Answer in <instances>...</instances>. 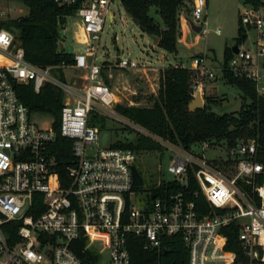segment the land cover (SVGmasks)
<instances>
[{
	"label": "built area",
	"instance_id": "1",
	"mask_svg": "<svg viewBox=\"0 0 264 264\" xmlns=\"http://www.w3.org/2000/svg\"><path fill=\"white\" fill-rule=\"evenodd\" d=\"M53 1L68 5L76 0ZM113 1L82 0L75 11L76 40L83 47L73 53L75 63L68 68L84 72L80 89L54 77L56 67H39L26 60L14 27L2 26L12 17L0 4V55L4 58L0 62V264H80L71 244L81 235L87 239L85 248L95 247L101 254L102 264H130L131 237L144 249H158L162 239L172 235L181 236L188 264H264V164L256 160L254 138L231 145L204 140L186 149L127 120L168 153L165 172L172 178L158 181L156 187L163 182L166 188L173 182L186 184L193 175L208 205L203 214L183 190H152L139 197L141 185L133 184L131 171L138 157L133 149L95 148L100 129L90 123L91 115L123 118L114 110L120 103L118 87L106 81L105 68L108 78H113L111 67L160 69L152 62L119 54L111 67L96 62L105 20L108 17L111 24L114 20ZM206 5L207 0H191L190 5L191 21L202 34L208 32L202 18ZM239 23L242 40L230 45L237 44L238 50L231 49L226 65L218 61L210 65L204 55L192 58L187 68L193 98L199 95L204 101L207 83L223 81L224 70L251 80L264 95V0H243ZM28 82L35 91L45 82L63 90L60 134L72 139L75 156L67 168L65 186L49 151L56 132L51 124L41 127L15 91L14 83ZM215 145L222 146L225 155L206 158L204 151ZM227 230L235 232L234 248H228Z\"/></svg>",
	"mask_w": 264,
	"mask_h": 264
},
{
	"label": "trees",
	"instance_id": "2",
	"mask_svg": "<svg viewBox=\"0 0 264 264\" xmlns=\"http://www.w3.org/2000/svg\"><path fill=\"white\" fill-rule=\"evenodd\" d=\"M28 13L12 18L2 26L12 25L15 36L24 49L25 58L30 63L47 67L54 66V72L65 82L63 68L74 65L73 53L60 45V31L68 17L75 14L82 0L68 5H58L53 0H21ZM256 3L257 0H246ZM125 14L138 22L144 33L157 37L156 46L169 52H176L179 34V13L184 0H119ZM154 8L161 19L157 22L150 14ZM242 28L236 43L242 40ZM215 55V53H214ZM232 55L230 46H225L220 64L226 65ZM216 58V56H214ZM217 59V58H216ZM106 61L104 62V64ZM191 70L187 67L169 64L160 72L159 88L150 106L130 107L116 103L114 110L129 122L143 128L156 137L189 149L191 145L207 140L221 145H231L236 140H256V160L264 164V95L259 94L254 82L224 70L223 81L235 86L242 98V107L237 113H217L210 106L216 99L207 97L202 108L188 110L193 99L188 89ZM107 81V80H106ZM20 101L30 113L49 116L51 127L56 132L50 146L53 168L63 186L67 185V168L75 161L72 152V139L60 134V110L63 105V90L51 82H45L39 91H35L32 82L14 83ZM90 123L105 128V116L92 114ZM110 146L131 148L137 153L143 151H163V147L150 137L137 132L133 140H117ZM138 169V168H137ZM139 171V170H138ZM140 173V172H139ZM186 191L200 214L208 210L207 202L199 192V186L193 175H189L186 184L163 182L153 189L154 192ZM197 192V194H194ZM40 209H36L39 213ZM228 236V248L235 247V232L225 231ZM87 239L81 235L71 244L80 259V264H102V256L95 247L85 248ZM130 264H188V250L180 235L165 236L158 249H144L135 237L128 239Z\"/></svg>",
	"mask_w": 264,
	"mask_h": 264
},
{
	"label": "rangeland",
	"instance_id": "3",
	"mask_svg": "<svg viewBox=\"0 0 264 264\" xmlns=\"http://www.w3.org/2000/svg\"><path fill=\"white\" fill-rule=\"evenodd\" d=\"M10 17L16 18L28 13V7L21 0H0ZM179 13V34L177 36L176 52H169L153 44L146 33L140 31L132 19L125 14L119 0H114L110 5V10L114 13L113 23L109 18L105 20L103 31L100 33V40L97 49V63L108 62L106 65L112 66L116 54L122 57L136 60L138 62H152L157 67H165L182 61L187 67L196 55H204L210 65H214L216 60H222L225 46H230L239 36V11L242 8L243 0H207V5L202 18L206 21L208 28L206 34L196 32L190 27L192 20L190 5L191 0H184ZM149 14L159 23L161 19L154 8H150ZM79 20L72 16L68 17L63 29L60 31L59 43L67 52L76 53L83 45L77 43L76 33L79 30ZM215 29H219L217 34ZM251 35V34H250ZM117 47V49H115ZM215 53V55H214ZM216 56V58H214ZM4 58L0 55V62ZM113 78H104L117 88L116 94L120 104L125 106L135 104L134 107L150 106L156 97L159 88V76L163 68L159 71L151 69L144 70H118L111 67ZM65 82L74 84L76 89L83 86L84 72L73 68H63ZM52 75L59 79V74L52 71ZM204 102L207 97L216 99V104H211L210 108L217 113L229 112L239 95L238 89L225 83L220 78L207 83L204 91ZM242 104V102H241ZM130 106V107H133ZM242 107V105H241ZM33 118L41 127L51 124L49 116L35 113ZM139 129L129 123L124 118L105 116V128L100 129L99 140L95 148L107 147L117 140H133L137 136ZM205 157L213 159L217 156H224L225 151L220 145L209 147L204 151ZM168 164V153L163 150L143 151L138 153L135 166L138 168L143 184L137 188L139 197L147 196L156 187L160 180H167L172 176L165 172ZM159 168L161 169L159 171Z\"/></svg>",
	"mask_w": 264,
	"mask_h": 264
},
{
	"label": "water",
	"instance_id": "4",
	"mask_svg": "<svg viewBox=\"0 0 264 264\" xmlns=\"http://www.w3.org/2000/svg\"><path fill=\"white\" fill-rule=\"evenodd\" d=\"M132 21L134 22L135 25L138 26V22L136 20L132 19ZM189 24H190V27L192 28V30H194L196 32L200 31V26L195 25L191 20L189 21ZM139 29L141 32L144 33V30L142 28L139 27ZM148 37H150V39L152 40L154 45L157 44V37L156 36L148 35ZM115 49H117V47H115ZM231 49L233 52H237V50H238L237 44L232 45ZM118 60H119V57H118V54H116V61H118ZM241 102H242V98H238L237 101L234 103V105H232V107L229 109V112L237 113L241 109V105H242ZM203 104H204V101H203L202 97L197 95L189 102L187 107H188L189 111H194L196 109L202 108ZM131 171H132L133 184L134 185H142L143 184L142 176L139 173V171L135 165L131 166ZM154 197H155V194L151 195V198H154Z\"/></svg>",
	"mask_w": 264,
	"mask_h": 264
},
{
	"label": "crops",
	"instance_id": "5",
	"mask_svg": "<svg viewBox=\"0 0 264 264\" xmlns=\"http://www.w3.org/2000/svg\"><path fill=\"white\" fill-rule=\"evenodd\" d=\"M106 63H108V62H106ZM174 65H180V66H183L184 65V67H187L182 61H176L175 63H174ZM157 67V66H156ZM158 68H163V67H158Z\"/></svg>",
	"mask_w": 264,
	"mask_h": 264
}]
</instances>
